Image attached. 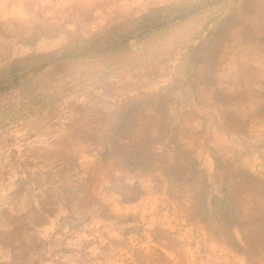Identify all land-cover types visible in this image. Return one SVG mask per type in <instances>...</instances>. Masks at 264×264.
I'll use <instances>...</instances> for the list:
<instances>
[{
	"label": "rangeland",
	"instance_id": "374dc122",
	"mask_svg": "<svg viewBox=\"0 0 264 264\" xmlns=\"http://www.w3.org/2000/svg\"><path fill=\"white\" fill-rule=\"evenodd\" d=\"M0 264H264V0H0Z\"/></svg>",
	"mask_w": 264,
	"mask_h": 264
},
{
	"label": "trees",
	"instance_id": "16d2710c",
	"mask_svg": "<svg viewBox=\"0 0 264 264\" xmlns=\"http://www.w3.org/2000/svg\"><path fill=\"white\" fill-rule=\"evenodd\" d=\"M34 64V63H33ZM42 64V61L41 62H36L35 64H34V66H39V65H41Z\"/></svg>",
	"mask_w": 264,
	"mask_h": 264
}]
</instances>
